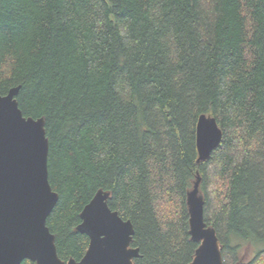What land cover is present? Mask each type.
Returning <instances> with one entry per match:
<instances>
[{
    "label": "trees",
    "instance_id": "1",
    "mask_svg": "<svg viewBox=\"0 0 264 264\" xmlns=\"http://www.w3.org/2000/svg\"><path fill=\"white\" fill-rule=\"evenodd\" d=\"M15 86L44 119L60 259L83 256L75 227L101 189L132 224L134 264H188L199 176L223 264H264V0H0V95ZM201 114L222 136L198 163Z\"/></svg>",
    "mask_w": 264,
    "mask_h": 264
},
{
    "label": "water",
    "instance_id": "2",
    "mask_svg": "<svg viewBox=\"0 0 264 264\" xmlns=\"http://www.w3.org/2000/svg\"><path fill=\"white\" fill-rule=\"evenodd\" d=\"M19 86L0 95V264H134L133 227L107 204L109 193L99 189L83 206L76 231L88 237L79 260L60 259L55 237L46 225L57 192L48 181V140L44 119L26 117L18 106ZM222 132L214 117L201 114L195 126L196 161L206 160ZM197 176L186 196L189 234L199 242L188 264H223L215 230L203 220V197Z\"/></svg>",
    "mask_w": 264,
    "mask_h": 264
},
{
    "label": "rangeland",
    "instance_id": "3",
    "mask_svg": "<svg viewBox=\"0 0 264 264\" xmlns=\"http://www.w3.org/2000/svg\"><path fill=\"white\" fill-rule=\"evenodd\" d=\"M253 254L252 248L247 244L242 245L237 251V260L239 262H244L249 260Z\"/></svg>",
    "mask_w": 264,
    "mask_h": 264
}]
</instances>
